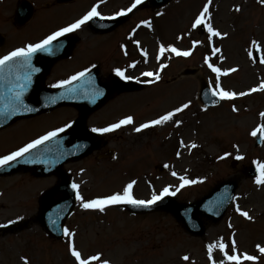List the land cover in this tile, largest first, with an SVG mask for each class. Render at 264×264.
<instances>
[{
  "label": "rangeland",
  "instance_id": "obj_1",
  "mask_svg": "<svg viewBox=\"0 0 264 264\" xmlns=\"http://www.w3.org/2000/svg\"><path fill=\"white\" fill-rule=\"evenodd\" d=\"M16 2L13 0L1 4L4 22H0V30L10 35L6 48L18 45L22 39L21 34L12 35L14 30L10 25L12 7ZM114 2L116 5H113ZM98 3L99 0H84L72 8H59L49 3L46 12H43L44 9L37 10L35 22L29 25V33L23 38L28 39L36 34L34 38H38L42 33H48L74 20L88 7ZM133 3L134 0H114L105 5L103 3L100 9L102 13L109 14ZM206 4L207 0H173L165 10L143 11L131 18L127 26L145 16L151 17V33L145 30L140 32L143 43L150 44L151 54L150 65L143 71H155L157 64L154 60L158 59L161 45L174 46L182 51L191 50L192 55L179 59L175 58L174 53L166 52L158 59L166 58L168 62V67L160 73L159 81L138 95L114 101L104 110L108 120L117 115L133 114L135 135L129 129L125 130L123 140L132 135V142H117L120 143L117 146L111 144L113 148L110 150L119 152V155H108L101 164L95 158H89L66 167V170H73L74 173L87 170L84 177L88 183L83 186L77 182L80 195L85 201L122 192L132 181L136 182L134 195L138 199L147 200L153 192L159 193L165 187L171 186L175 190L181 183L179 177L185 176L190 180L202 181L181 188L174 196L180 203H189L200 199L221 181L243 178L251 166L256 167L254 160L260 153H264V142L260 147H255V137L250 133L253 128L264 124V118L261 117V113H264V92L249 94L244 99L230 103L221 102L218 107L210 110L199 101V92L203 81L208 82L211 89L216 86V74L207 67L206 57H211L210 62L222 70L238 69L220 77V87L226 91L248 92L264 80V64L253 62L248 55L254 40L259 43L264 55V4L259 0H212L210 22L214 29L227 35L224 39L213 37L211 42L207 30L201 36L200 28L191 27ZM236 8L241 11L237 12ZM40 31L43 32L39 35ZM121 31L123 33L116 30L109 36L86 34L82 42L85 47L81 48L84 52L81 54L89 60L104 57L100 61H108L103 69L106 74L109 66L113 67L119 61L126 62L119 53L115 57L112 53L116 38L125 33L123 29ZM193 42L199 43L193 47ZM213 45L220 48L221 53L213 55ZM186 70H197V74L182 77ZM191 99L198 106L196 111L188 108L174 117L172 122L150 127L151 131L150 128L135 131L140 125L158 119ZM121 101L124 104L119 108ZM233 107L238 111H233ZM53 115V119L49 118L50 122H34L30 125L29 122L21 123L0 132V154L12 152L24 146L33 136L72 118L70 110H62ZM244 116L247 119L243 121ZM176 121L181 122L179 126ZM180 137L184 142L182 147H179ZM193 143L197 145L196 148L190 147ZM226 153L231 155L220 159ZM262 154L259 157L264 159ZM237 155L244 159L238 160V165L233 168L232 162ZM159 166L164 168L163 172L158 171ZM172 172H176L177 176H173ZM56 183V176L36 179L30 174L0 180V225L9 224L10 221L34 220L39 212L41 193ZM237 204L249 212L252 221L235 211ZM118 207H106L104 212L86 210L78 200L67 228L75 233L76 247L84 257L101 253L102 259L109 260L111 264H211L207 245L223 238L229 244L228 251L231 254L230 240L235 233L239 252L258 256L257 264H264V255H260L256 247L258 244L264 246V186H258L255 180L245 179L241 182L236 201L225 219L219 224H210L202 238L189 236L171 214L134 217ZM69 240V237L64 242L52 240L38 224L30 225L19 234H0V264H24L23 258H27L29 264H74L69 256ZM214 252L217 262L223 259L219 250ZM184 255L190 257L188 262L181 259ZM244 264L252 262L245 261Z\"/></svg>",
  "mask_w": 264,
  "mask_h": 264
},
{
  "label": "snow or ice",
  "instance_id": "obj_2",
  "mask_svg": "<svg viewBox=\"0 0 264 264\" xmlns=\"http://www.w3.org/2000/svg\"><path fill=\"white\" fill-rule=\"evenodd\" d=\"M105 0H100V3L94 5L90 11H88L82 18L76 20L74 23L69 24L66 27L60 28L58 31L53 32L51 35L46 36L44 39L37 43H29L25 47L17 48L11 52H9L7 55H4L3 57H0V79H3L6 75L11 74L13 70H17V84L13 88V95H12V101L10 104L5 105V108L0 110V116L7 119L10 118L13 115L18 114L20 110L26 111V112H32L35 111V109L29 107L24 103V95L28 88V85L32 82V75L34 73H38L40 71L39 68L33 66V58L38 53H46L48 55H55L59 50L60 46L56 45L57 41H60V39L70 33L77 32L80 30L84 25L88 24L90 21H93L95 19L100 20H114L121 16H126L129 13L133 11L138 5H141L145 3V0H134V3L131 7H129L126 10H121L117 12L114 16H103L100 11H98L100 4L104 3ZM260 3L264 4V0H259ZM212 4V0H207V4L203 7L202 11L199 13V15L194 19L191 27L192 29H197L204 27L206 28L208 34H209V41L211 42L213 37H217L220 39H224L226 37V33H221L218 30L214 29V27L211 24V14H210V6ZM237 12L241 11V9L236 8ZM157 15H163V13H157ZM145 26L151 28V23L149 21L142 22ZM182 39V37H180ZM199 42H193V47L196 46V44ZM138 44V42H137ZM252 46L255 48L257 52H260V45L257 41H252ZM166 52L174 53L177 57H189L192 55V51H182L176 47H165L164 45H161L159 48V56L163 57ZM211 52L213 55H216L218 53H221V49L218 47H215L214 45L211 47ZM125 55H127V52L125 51ZM143 55L146 57L147 53L144 52ZM248 55L250 59L253 60V62H256L257 57L253 55L252 51L248 52ZM211 57L205 58V63L207 64V67L216 74V86L212 88L211 95L213 97H219L220 100H235L237 96L243 97L246 95H249L252 92H264V82H261L260 85L256 88H252L250 92H231L226 91L222 87H220L219 80L221 76H227L231 72H236L238 69L232 68L228 70H222L220 67L215 66L213 63L210 62ZM147 62V61H145ZM259 62L261 64H264V55H261L259 57ZM136 65L132 64L129 67L134 68ZM92 67H95L93 65ZM166 64L160 65V71H162L164 68H166ZM22 70V75L19 74V71ZM92 68H86L84 71L78 72L75 75L71 76L69 79L61 80L57 83H54L50 85L52 88H58V89H65L66 93L64 96L56 97L51 96L47 98V102L49 104H55L58 99L65 98V96L70 97L71 95L77 93L79 90L76 87H70L74 84L76 81H82L85 80L87 84L90 86L86 91L85 95L91 99L92 102H95L97 98L103 95V91L96 88L94 85V81L91 79H88L89 74L91 73ZM115 75L119 77L122 80H131L133 77L127 76L126 69L122 70L120 68L114 69ZM144 77L151 78L147 82L148 83H154L161 79V76L159 74V71L156 73L153 72H144L142 73ZM137 82H140L137 80ZM190 107L189 103H184L182 106L177 107L173 111H170L166 113L165 115L160 116L158 119L152 120L148 123H144L137 127L135 129L136 132H141L145 129H148L150 127H154L157 125H162L165 123H168L169 121H172L174 117H176L179 113L183 112L184 110L188 109ZM233 111H238L235 107H233ZM261 117L264 118V113H261ZM181 122L176 121L177 126H179ZM134 124V119L132 116H128L123 120H120L117 123H114L110 125L109 127L105 128H92L91 131L94 133H99L101 135L105 133L114 132L118 129H120L122 126L126 125H132ZM72 123L66 124L64 127L58 128L54 131L48 132L46 135L41 136L40 138L33 140L32 142L24 145L23 147L19 148L18 150L10 153L9 155H5L0 157V168H4L6 166H9L14 161L20 160V158L25 157L27 154L32 153L34 150L39 149L41 145L46 144L48 141H52L58 136H60L61 133H64L67 131V129H70L72 127ZM259 134L260 139L262 142H264V124L258 125L251 133L250 135L253 137H257ZM181 144H183V141H181ZM81 146L77 145L74 147L73 152L78 151ZM191 148H196L197 145L195 143L190 145ZM179 155V153L177 154ZM231 155V153H226L225 156H221L220 159H225L227 156ZM236 160H243L244 157L237 155L235 157ZM26 162H37L36 159H33L32 161H26ZM40 162H43V160H40ZM256 163V170L258 175L255 178V183L258 186H264V163H260L259 161ZM165 167H168V165H165ZM173 176H177L176 172H172ZM179 180L181 181L178 188L175 190L172 189L171 186L165 187L161 192L156 193L153 192L151 199L149 200H143V199H137L133 195V188L135 185V181H132L131 183L127 184V186L123 189L122 192H116L114 194H111L106 197L102 198H96L92 200L85 201L84 197L80 195L79 192V185L76 183H73L71 185L72 189L76 191V199L81 202V205L86 210H98L100 212H104L106 207L109 206H115V205H121V204H127L131 205L135 208H150L153 205L157 204L158 202L164 200L166 197L169 196H175L177 192L185 187L194 185L196 183H200L202 181L198 180H190L185 176H180ZM220 203L219 201L213 202V206ZM235 211L245 218L248 221H252L253 217L249 214L248 211H244L241 209L239 204L236 205ZM62 210H58L55 214V217H50V222L52 225H56L58 221L62 218L61 216ZM22 219V218H21ZM10 223H16V221H10ZM0 227H7V225H0ZM229 227L231 228L232 225L229 224ZM63 234L66 237H69V251L72 257H74L76 264H111V262L107 259H102V254L97 253L95 255L84 257L82 253L77 249L75 244V233L71 232L68 228L63 229ZM230 245L232 249V253L229 254L228 248L229 244L225 243L223 241V238H221L220 241L216 243H211L207 245V252H208V259L210 260L211 264H244L245 261L252 262V264H257L259 257L249 255L247 253H240L237 248V242L235 239V233H233L232 238L230 240ZM257 250L260 253V255H264V246L257 245ZM219 250L220 253L223 255V259H221L219 262L214 258L213 253L214 251ZM181 259L185 262H188L190 260V257L188 255H184L181 257ZM24 264H29V261L27 258H23Z\"/></svg>",
  "mask_w": 264,
  "mask_h": 264
},
{
  "label": "water",
  "instance_id": "obj_3",
  "mask_svg": "<svg viewBox=\"0 0 264 264\" xmlns=\"http://www.w3.org/2000/svg\"><path fill=\"white\" fill-rule=\"evenodd\" d=\"M169 1L170 0H151L150 3L152 7L159 8L166 5ZM99 31H110V28H104L103 30H99ZM56 55L58 56V54ZM57 60H58L57 57L52 58L50 56L38 57V55H36L33 58L32 61L33 66L39 68L40 71L37 74L32 75L33 78L32 82L28 85V88L24 95V103L29 107L35 109V111L26 112L20 110L18 114L13 115L7 119L0 116V128L11 125L12 123H14L19 119L33 117L40 113L50 112L60 107L73 106L83 111L81 121L78 122L77 126L74 128L73 131L74 134H72L71 136L68 135V137L65 138L64 142L62 143V146H57V145L52 146L50 149H48V153L41 154L37 158V162L35 163L31 162V166L18 165L11 172H8V174L11 175L13 173H17V171L19 170L24 169V170H33L35 171L36 174L40 176L50 175L55 172L60 175V177L62 178V184L56 189L48 192L42 200V213L41 216L39 217V221L47 231L56 235L55 237L61 238L63 225L65 221L69 218V216L72 214L75 205L74 204L75 196L71 191H69V180L62 173L61 169L63 165L69 162L70 160H78L95 149L94 147L87 146L85 149H82V147H80L78 151L73 152V149L77 144L76 141L82 139L88 142V144H91L89 143L90 136L85 129L86 118L93 111L101 108L105 104V101L108 98L101 100L97 104V106L94 107L85 104L92 102L91 99L86 95H84L81 98H71V97L62 98V99H58V101L55 104H49L47 102V98L51 96H56L54 95V93L59 94L60 91L50 92L45 90L42 86V80L45 77L51 63ZM17 74H18L17 70H13L11 74H8L3 79H0V110L4 109L5 105L10 104L12 101V95H13L12 90L18 82L16 79ZM19 74L22 75V70L19 71ZM128 91H131V89ZM96 101L98 100H95V102ZM40 160H43V162H40ZM251 175H252L251 173L248 174V176ZM237 188H238V183L236 181H229L227 183H224L219 188H217L213 193H211L206 200L198 203V205L195 206L196 213H198V215H205L209 220H212L214 222L218 221L225 214V211L230 205L233 199L234 192ZM60 194H61L60 200L56 201L54 199V196ZM217 201H219L220 203L213 206V202H217ZM58 210H62L61 213L62 218L58 221L56 225H52L49 218L55 217V214ZM164 210L170 211L174 215H176L177 218L184 223V225H187L186 228L189 230V232L193 233L194 235H198L202 233L203 222L201 220L198 221L197 223L198 229H195L194 226L192 225L193 222L191 221L188 222L187 220H185L187 219V217H185V215L183 214L184 212L186 213V211H184L185 209L184 208L181 209L180 207H178L175 204L174 200H167L164 203L155 206L151 210L143 211L139 213L164 211Z\"/></svg>",
  "mask_w": 264,
  "mask_h": 264
},
{
  "label": "flooded vegetation",
  "instance_id": "obj_4",
  "mask_svg": "<svg viewBox=\"0 0 264 264\" xmlns=\"http://www.w3.org/2000/svg\"><path fill=\"white\" fill-rule=\"evenodd\" d=\"M7 1H13V0H7ZM34 1H37V2H42V1H39V0H34ZM31 26H27L23 29L20 30V34L22 36V39H21V42L18 43V45H15L14 47H16L15 49L17 48H21V47H25L27 44L29 43H35V42H38V41H41L42 39H44L46 36H48L51 32L55 31L56 29L52 30L51 32L49 33H42L43 31H40L38 34L41 35L38 37V38H34V37H31V38H28V39H24L23 36L28 32L29 28ZM3 31L1 30L0 31V34H3L2 33ZM5 42V45L7 43V38L4 37V40H3V43ZM78 42L80 44L81 42V39L79 38L78 39ZM79 44L75 47L74 51H73V54H72V57L70 59H65V60H62L60 61L59 63H57L54 68L52 69L51 73H50V76L47 78V84L49 85H52L54 83H57L61 80H66V79H69L71 76L75 75V72L77 70H81V69H86L87 67H89L90 65V61L88 58H85L83 57V55L81 53H83L84 51H82L81 48L85 47V46H79ZM19 46V47H18ZM5 51L2 52V49H0V57H3L5 54ZM73 61V62H72ZM77 63L76 66L73 67V63ZM83 70V71H84ZM67 110H70V112H72V120L71 122L75 121L78 119L79 117V113L78 111L74 110V109H67ZM120 116L117 115L116 117L108 120V117H107V113L104 112V111H99L97 113H95L94 115H92L89 119H88V126L90 129L92 128H105V127H108L109 124L113 121H115L116 119H119ZM122 135V132L121 130L115 132V133H105L103 134L102 136L105 137V141L107 143V146L109 144H112V143H115V144H120V143H117V142H121V144H127L128 142H132V139H133V136L131 137H128L126 138L127 140H123V135L122 136H118V135ZM116 135V136H115ZM119 140V141H118ZM102 152H99L98 155H101Z\"/></svg>",
  "mask_w": 264,
  "mask_h": 264
},
{
  "label": "bare ground",
  "instance_id": "obj_5",
  "mask_svg": "<svg viewBox=\"0 0 264 264\" xmlns=\"http://www.w3.org/2000/svg\"><path fill=\"white\" fill-rule=\"evenodd\" d=\"M133 13H134V12H133ZM83 32H84V31H83ZM187 103H189V102H187ZM189 108H190V110H194V111L197 110L198 106L196 105V102H195L194 99H191V100H190V107H189ZM246 119H247V117L244 116L243 121L246 120ZM262 155H264V153H263ZM213 254H215V252H214Z\"/></svg>",
  "mask_w": 264,
  "mask_h": 264
}]
</instances>
